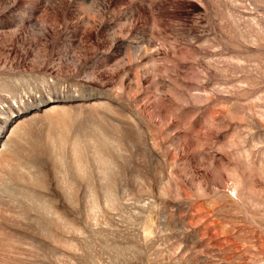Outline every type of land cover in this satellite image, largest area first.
<instances>
[{"label": "rangeland", "instance_id": "1", "mask_svg": "<svg viewBox=\"0 0 264 264\" xmlns=\"http://www.w3.org/2000/svg\"><path fill=\"white\" fill-rule=\"evenodd\" d=\"M0 264H264V0H0Z\"/></svg>", "mask_w": 264, "mask_h": 264}]
</instances>
